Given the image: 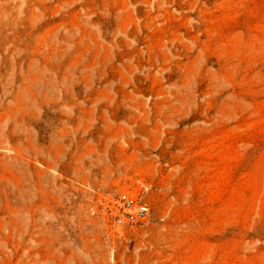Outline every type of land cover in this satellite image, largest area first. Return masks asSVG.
I'll list each match as a JSON object with an SVG mask.
<instances>
[{
  "label": "rangeland",
  "instance_id": "1",
  "mask_svg": "<svg viewBox=\"0 0 264 264\" xmlns=\"http://www.w3.org/2000/svg\"><path fill=\"white\" fill-rule=\"evenodd\" d=\"M0 264H264V0H0Z\"/></svg>",
  "mask_w": 264,
  "mask_h": 264
},
{
  "label": "built area",
  "instance_id": "2",
  "mask_svg": "<svg viewBox=\"0 0 264 264\" xmlns=\"http://www.w3.org/2000/svg\"><path fill=\"white\" fill-rule=\"evenodd\" d=\"M132 180L140 189L123 188L103 209L107 238L119 234L124 228L143 226L150 219L151 206L145 196L150 187L136 177Z\"/></svg>",
  "mask_w": 264,
  "mask_h": 264
}]
</instances>
